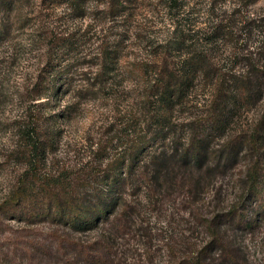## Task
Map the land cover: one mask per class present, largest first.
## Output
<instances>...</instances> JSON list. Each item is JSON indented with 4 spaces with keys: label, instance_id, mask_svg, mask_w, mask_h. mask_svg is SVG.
I'll return each mask as SVG.
<instances>
[{
    "label": "rangeland",
    "instance_id": "1",
    "mask_svg": "<svg viewBox=\"0 0 264 264\" xmlns=\"http://www.w3.org/2000/svg\"><path fill=\"white\" fill-rule=\"evenodd\" d=\"M239 3L241 0H177L172 11L167 12L157 0H140L134 17L128 19L132 23L123 19L105 24L103 13L115 9L114 0H87L82 7L86 16L78 21L72 20L75 6L58 0H0V203L16 188L18 180L25 179L22 175L27 165L20 144L22 136L32 132L34 122L53 141L47 154V173L76 188L80 199L89 200L93 194L107 190L108 195L116 194L121 177L115 175L132 169L131 159L140 138L144 147L138 158L141 163L150 160L154 151L166 150L149 123H133L134 115H140L145 95L142 81L134 75L128 77L122 69L111 80L112 87L82 90L84 73L79 72L76 63L73 70L62 68L70 50L63 45L49 46L51 34L81 29L85 36L81 37L79 49L87 55L86 61L95 62L92 55L99 50L97 41L119 35V27L126 36L135 33L137 37L161 42L173 29L172 19L180 26L187 24L198 30L210 21L209 13L212 20L222 18L227 11V20L232 21L253 16L249 13H264V0L237 13ZM128 28L130 32H126ZM257 40L261 39L251 38V42ZM131 43H136L134 38L125 45ZM124 53L150 57V53L132 49ZM83 67L85 71L89 64ZM207 96L198 90L192 94L190 105L204 104ZM191 111L178 113V124L190 117ZM263 128L264 98L255 107L241 109L233 124L216 132L208 152L216 155L224 140L232 135L245 139L255 129ZM136 132L143 134L136 139ZM247 146L235 145L233 156L227 153L225 168L204 165L200 170L190 169L192 174L186 167L178 169L160 189L148 191L145 186L140 187L142 177L137 167L133 182L139 188L125 192L128 201H132L124 205L125 230L114 226L113 218L109 224L100 223L85 232L71 230L49 218L32 222L3 220L0 264H84L78 257L72 260V243L95 249L107 240L109 264H180L184 260L185 264H219L221 242L239 262L264 264V207L251 215L256 225L250 228L221 220L233 207L236 211L251 208L249 188H255L250 184L251 167L254 161L264 163V147L256 153ZM213 154L205 158L206 163ZM184 174L185 182L179 177ZM87 175L83 185L78 182ZM197 176L198 182L189 185ZM257 180L263 189L264 175ZM122 208L116 207L114 215L119 216Z\"/></svg>",
    "mask_w": 264,
    "mask_h": 264
},
{
    "label": "trees",
    "instance_id": "2",
    "mask_svg": "<svg viewBox=\"0 0 264 264\" xmlns=\"http://www.w3.org/2000/svg\"><path fill=\"white\" fill-rule=\"evenodd\" d=\"M58 1L75 6V17L72 20L78 21L86 16V10L82 7L87 0ZM157 1L167 12H171L177 0ZM257 1L252 0L245 5L241 0L239 8L236 9L237 13ZM114 2L115 9L103 13L105 24L115 20L127 21L134 17L133 11L139 6L140 0ZM224 13L222 18L212 17V20L209 13L210 21L204 22V26L198 30L187 24L180 26L172 19L175 21H172L173 29L170 30L168 38L161 42L137 37L135 33L126 36L122 27H119V35H109L97 41L99 50L92 55L95 62L86 61L87 55L79 49L81 37L85 36L84 33L81 34V29L78 32L61 31L51 34L47 42L49 46L63 45L70 50L69 58L62 68L73 70L76 63V66H80L79 72L84 73L85 79L80 83L82 90L112 87L111 80L117 78L122 69L128 77L134 75L142 81L145 95L140 103V115H134L133 123H149L148 125L155 128V138L162 140L166 150L161 153L154 151L150 160L141 163L138 158L142 155L144 147L140 138L131 159L132 169L127 174L122 175L119 172L115 175L121 177V187L119 186L116 194L108 195L109 190L106 189V192L93 194L92 199H80L82 196L76 188L65 185L64 180L56 179L51 173H47V154L53 141L50 134L46 131L44 133L38 123L34 122L32 132L22 136L20 144L21 154L27 165L26 172L22 175L25 179L18 180L16 188L0 203V222H32L49 218L63 223L71 230L85 232L100 223L109 224L110 218H113V225L125 230L127 223L123 222V213L126 211L124 205L132 202L128 201L125 192L139 188L135 187L133 182L137 167L142 177L140 187L145 186L149 191L151 188H162L167 183L166 178L171 177L178 169L186 167L189 171L200 170L204 165L211 164L225 168L227 153L230 152L232 157L234 146L240 143L248 144L249 151L261 152L264 147V128L255 129L249 136H245V139L237 134L232 135L228 141L224 140L217 151L218 154L208 152L211 138L216 132H221L233 124L241 109L255 107L264 98V13H249L253 16L247 15L245 19L239 17L240 19L235 21L227 20V11ZM128 21L132 23V20ZM236 28L239 31L235 32ZM126 32H130L129 28ZM252 37L261 40L251 42ZM132 38L136 43L125 45ZM221 47L225 49L224 52ZM129 49L150 53V57L128 56L124 52ZM219 49L221 53L215 55ZM124 61H127L125 66ZM86 63L89 67L84 71L83 64ZM198 90L204 94L208 93L206 101L204 104L190 105L192 94H196ZM40 96L41 94L37 95ZM187 109H193L191 116L185 118L182 124H178V113ZM142 132H136V139L142 136ZM170 144L175 147H169ZM209 154L214 157L206 163L205 158L209 157ZM229 160L231 159L228 158ZM190 173L192 174L191 171ZM251 174L250 184H254L255 188H249L250 210L236 211L233 207L221 216L222 221L233 222L246 228L256 225L251 215L255 214L257 208L264 207V188L260 187L261 181L257 180L264 175V163L254 161ZM185 175H179L183 182ZM87 177L88 175L82 177L78 182L83 185ZM197 182L198 176L193 177L192 182L188 184ZM121 205L122 213L119 216L114 215L116 207ZM109 244L107 240L101 248L93 249L80 243H72L71 258L75 260L78 257L84 264H109ZM219 244V264H227V261L229 264H245L236 260L233 252H227V247L222 245V242ZM184 262L186 261L180 264H185Z\"/></svg>",
    "mask_w": 264,
    "mask_h": 264
}]
</instances>
